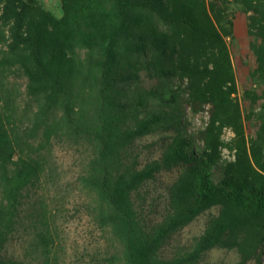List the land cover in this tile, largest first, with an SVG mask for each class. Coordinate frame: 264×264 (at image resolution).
<instances>
[{
  "label": "trees",
  "instance_id": "obj_1",
  "mask_svg": "<svg viewBox=\"0 0 264 264\" xmlns=\"http://www.w3.org/2000/svg\"><path fill=\"white\" fill-rule=\"evenodd\" d=\"M61 2L58 18L39 0H0V264L54 262L47 211L36 208L35 225L24 214L62 137L91 149L81 182L121 244L112 264H208L218 248L253 257L264 242V0ZM236 11L249 14L256 62L241 100L226 40ZM164 105L207 112L208 124L191 131ZM159 129L173 141L140 167L136 140ZM207 211L198 236L172 243ZM28 227L44 253L33 261L9 252Z\"/></svg>",
  "mask_w": 264,
  "mask_h": 264
},
{
  "label": "rangeland",
  "instance_id": "obj_2",
  "mask_svg": "<svg viewBox=\"0 0 264 264\" xmlns=\"http://www.w3.org/2000/svg\"><path fill=\"white\" fill-rule=\"evenodd\" d=\"M53 14L61 18L63 16L61 0H41ZM47 2V3H46ZM248 15L241 11L235 12L234 33L226 37L231 50L235 72L237 76L239 99H242L243 90L251 85L250 72L255 67V55L251 48L253 41L249 33ZM256 87V82L253 84ZM177 105L162 106L170 113H183L186 126L189 130L203 129L207 126L209 116L207 112L194 113L190 106ZM176 134L174 129H159L157 132L136 140L139 157V166L142 167L151 161L159 160L170 147ZM234 137L231 129L225 128L223 133L224 143H229ZM150 145V146H149ZM223 157L232 158L234 152L228 146H223ZM91 149L87 144L70 138H55L52 150L47 152V168L45 175L39 185L38 197L28 202V210L24 214L28 223L35 225L37 218V207L47 211V216L52 222L53 231L57 236V245L52 250L54 255L53 264H112L113 256L121 252V244L113 237L106 228H102L92 214L90 202L93 194L82 184L81 177L87 170V159ZM174 168L169 172H161L159 175V186L172 182L176 174L182 171ZM163 188V186H162ZM40 202H34L35 200ZM43 201V204H41ZM36 210V211H35ZM217 213V210H213ZM210 211L200 215L190 225L182 229L174 236L172 243H187L198 236L204 229ZM29 232L23 230L9 243V252L15 257H27L36 260L44 255L43 249L36 246L33 238L34 229L28 227ZM261 247V246H260ZM248 258L243 250L239 248H218L209 251L205 256L208 264H264L263 252L260 249ZM42 249V250H41ZM25 254V256H24ZM110 260V261H109ZM114 264H123L117 261Z\"/></svg>",
  "mask_w": 264,
  "mask_h": 264
},
{
  "label": "built area",
  "instance_id": "obj_3",
  "mask_svg": "<svg viewBox=\"0 0 264 264\" xmlns=\"http://www.w3.org/2000/svg\"><path fill=\"white\" fill-rule=\"evenodd\" d=\"M229 129H230V128H229ZM232 132H233V131H232ZM260 249H261L262 252H263V258H264V242H263V244L261 245Z\"/></svg>",
  "mask_w": 264,
  "mask_h": 264
},
{
  "label": "crops",
  "instance_id": "obj_4",
  "mask_svg": "<svg viewBox=\"0 0 264 264\" xmlns=\"http://www.w3.org/2000/svg\"><path fill=\"white\" fill-rule=\"evenodd\" d=\"M39 1L41 2V0H39ZM49 1H50V0H47V2H49ZM43 2H44V0H43ZM47 2H46V3H47ZM41 4H42L45 8H47V7L45 6L46 4H44V3H42V2H41ZM47 9H48V8H47Z\"/></svg>",
  "mask_w": 264,
  "mask_h": 264
}]
</instances>
